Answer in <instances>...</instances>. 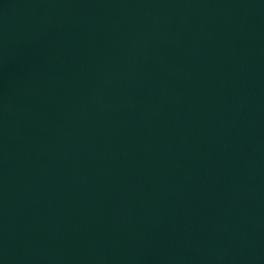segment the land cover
<instances>
[{
  "label": "water",
  "instance_id": "1",
  "mask_svg": "<svg viewBox=\"0 0 264 264\" xmlns=\"http://www.w3.org/2000/svg\"><path fill=\"white\" fill-rule=\"evenodd\" d=\"M0 264H264V0H0Z\"/></svg>",
  "mask_w": 264,
  "mask_h": 264
}]
</instances>
